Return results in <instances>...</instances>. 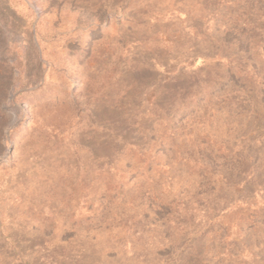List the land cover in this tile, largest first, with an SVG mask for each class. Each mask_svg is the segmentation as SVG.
<instances>
[{
	"label": "rangeland",
	"instance_id": "1",
	"mask_svg": "<svg viewBox=\"0 0 264 264\" xmlns=\"http://www.w3.org/2000/svg\"><path fill=\"white\" fill-rule=\"evenodd\" d=\"M0 264H264V0H0Z\"/></svg>",
	"mask_w": 264,
	"mask_h": 264
}]
</instances>
